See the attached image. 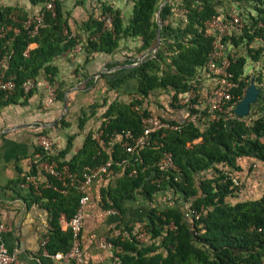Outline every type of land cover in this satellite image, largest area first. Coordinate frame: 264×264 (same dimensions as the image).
<instances>
[{"label":"trees","instance_id":"1","mask_svg":"<svg viewBox=\"0 0 264 264\" xmlns=\"http://www.w3.org/2000/svg\"><path fill=\"white\" fill-rule=\"evenodd\" d=\"M164 1L133 0L131 14L126 19L108 1H101L100 14L110 12L112 27L102 28L99 14L90 16L81 25L82 31L75 33L70 29L69 14L63 12L61 0H56L54 14L46 13L44 26L34 36L24 27L29 15L14 7H0V28L11 26L0 36V59L5 64H0V77L16 84L11 93L0 90L3 105L31 95L33 91L25 92L22 88L23 81L29 77L56 82L54 59L72 51L78 43L86 61L95 52L113 53L122 38L139 41L136 52L141 55L155 46L157 33L160 37L159 48L153 55L149 53L138 65L103 75L111 90L134 80L135 90L130 95L139 98L126 101L117 96L111 101L104 99L101 104L93 103L92 108L105 106L100 114L99 138L94 136V131L88 132L82 146L68 160L62 158L71 149L73 136L67 137L65 148L56 154H42L43 158L55 160L60 168L66 165L69 173L63 179L47 174L48 185L31 187L32 200L49 212L46 250L53 254L70 249L72 231L69 227L62 229L60 214L68 221L76 212L83 196L80 185L85 169L110 160L113 176L102 190L101 204L106 210L116 208L121 212V219H113L117 226L124 225L132 231L134 224L125 223L123 215L127 209L125 203L137 196L150 201L155 193L170 187L183 201V204L147 210L142 219L148 232L145 242H139L132 233L124 239H112L122 249L117 264H264V190L258 197L231 201L238 196V190L226 179L227 172L240 171L238 157L264 167V145L258 140L264 134V27L259 25L264 19V0H245L247 5L242 11L245 26L240 34L231 37L235 49L246 48L245 55L236 50L230 55L229 71L239 83L238 89L232 90L233 100L243 97L242 88H247L251 77L260 89L257 102L250 108V123L244 126L238 117H220L201 125L198 118L179 120L166 115L165 119L177 123L178 129L163 131V136L157 139L159 144L151 142L129 153L121 146V136L126 131L134 136L143 131L141 115L134 107L140 106L146 112L150 103H156L165 110V106L152 100L155 93H172L175 100L186 91L188 80L206 62L211 49L212 37L206 34L205 23L228 3L227 0H169L161 6L159 27L155 15ZM172 13L179 15L173 18ZM31 43L35 46L25 55ZM137 57L119 64L134 63ZM250 62L252 67L248 69ZM63 95L57 83V98L60 100ZM168 106L185 111V107L173 103ZM256 111L258 115L254 117ZM90 116L82 110L78 127L82 128ZM58 122L61 126L69 125L65 116ZM251 132L256 137H248ZM162 150L172 153L181 173L179 180L171 173L159 171L157 163ZM37 151L42 152L40 148ZM30 174H37L34 166ZM185 206L202 208V216L191 223L186 221Z\"/></svg>","mask_w":264,"mask_h":264},{"label":"crops","instance_id":"2","mask_svg":"<svg viewBox=\"0 0 264 264\" xmlns=\"http://www.w3.org/2000/svg\"><path fill=\"white\" fill-rule=\"evenodd\" d=\"M101 1L104 0H61L62 10L68 13V24L72 32L82 31L81 25L90 16L96 17L101 12ZM114 8L119 9L122 17L131 14L133 0H106ZM14 7L21 9L27 15L35 13L39 2L30 0H0V7ZM139 41L122 38L118 48L113 53L95 52L85 61L86 54L81 50L62 54L54 59L57 68L56 82L64 91L62 99L56 98L53 104H44V94L35 90L28 97H20L14 103L1 104L0 100V221L6 224L7 230L3 239L10 252L17 255L13 264H75L51 259L42 254L41 239L48 231L49 212L38 202L32 200L31 187L35 189L28 175L30 174L37 154V138L40 132L48 134L55 143V151L65 148L67 137L73 136L72 147L62 158L68 160L83 144L88 132L96 129L100 122V114L105 106L92 108L95 102L104 99L113 100L115 97L130 95L135 90V81L130 80L121 87L109 89L104 74L116 73L128 58H134V47ZM29 48L35 46L30 44ZM106 94L110 96L106 97ZM162 93H155L152 100L156 102ZM109 100V101H110ZM66 105L67 110L64 109ZM152 106L150 103L148 107ZM84 110L87 117L82 128L78 127V116ZM183 112L173 109L170 117L181 119ZM65 116L68 126H61L59 119ZM243 160V159H242ZM250 160H243L238 172L245 183V189L250 191L264 190V167L257 162V170L261 176H252ZM47 173L37 171L36 182L48 185ZM257 181L254 182V181ZM109 180L102 176L93 179L86 188L89 196L83 208V222L80 232V243L83 251L82 264H113L107 252L100 246V238L107 233L113 218L107 214L101 204V193ZM31 185V186H30ZM261 191V192H262ZM183 204L175 191L168 187L154 194L152 200L137 196L135 200L125 203L124 221L136 224L144 218L150 207L164 208ZM62 229L67 228L64 214H60Z\"/></svg>","mask_w":264,"mask_h":264},{"label":"built area","instance_id":"3","mask_svg":"<svg viewBox=\"0 0 264 264\" xmlns=\"http://www.w3.org/2000/svg\"><path fill=\"white\" fill-rule=\"evenodd\" d=\"M228 3H224L223 7L218 9V14L211 17L205 23L206 34L212 37L211 49L207 54L206 62L197 68L196 73L188 80L189 86L185 92L178 94L175 100L172 99V93H167V104L163 101L159 102L167 109L163 110L158 105L153 104L148 107L147 111L140 106L134 108L141 115V124L143 131L140 135L134 136L130 131H126L121 136V146L126 152L134 153L140 148L150 144H159L158 138L163 136V131L167 129H178L177 123H171L165 116H171L170 113L175 108H168L169 103H173L175 106L185 107L180 120H189L198 118L201 121V125H205L211 121L217 120L220 117H238L234 113V108L237 104V100H233L232 90L238 89L239 83L232 79L229 66L231 64L230 55L235 50L238 51L240 47L236 48L231 42L233 35H238L242 32L245 26V18L242 15V11H245L247 5L245 0H227ZM56 0H39V9L29 15L24 20V27L28 30L31 36L38 33L40 27L44 26V19L46 13L54 14ZM172 11H175L172 9ZM100 20H102V28L107 29L112 27V17L110 12L100 14ZM259 25L264 27V19L259 22ZM7 29H11L10 25L0 28V36H4ZM17 32V29H14ZM31 45L27 47L24 54ZM82 50L80 43L76 44L72 49V53H76ZM8 55L4 58L7 59ZM5 65L1 59L0 64ZM138 60L132 64L137 65ZM15 82L13 80H3L0 77V90L11 93L15 89ZM22 88L25 92L41 90L44 94V104L51 105L57 98V83L49 82L43 77L25 79L22 83ZM246 88H242V94L244 95ZM139 98V96H136ZM194 110L195 112H191ZM249 115V114H248ZM247 116L238 117L244 126L250 123V119ZM102 131L97 127L94 129V136L99 138ZM157 135L155 138L154 136ZM248 137H256L254 132L247 135ZM259 142L264 145V134L258 137ZM37 145L42 152H37L35 155V161L33 166L37 171H44L45 173L55 176L59 179H63L65 176H69L68 167L64 165L59 167L55 160L49 158H43L42 154L54 155L55 143L53 139L46 133L40 132L37 138ZM161 145V144H160ZM245 158L238 157L237 163H240ZM248 160V159H245ZM123 159L121 161L124 162ZM157 167L162 174L171 173L174 175L175 180L181 178L179 168L173 161V156L170 151L162 150V155L157 163ZM252 176L259 178V171L257 170L256 162L251 163ZM134 172V171H133ZM102 176L106 180H109L113 176V169L111 161L108 160L97 165L94 168H86L83 173V180L80 185V190L83 196L79 200V206L74 215L67 221V227L72 231V244L70 249L65 252H55L50 254L46 250V243L48 240V232H45L41 239L42 254L46 257L55 260H61L66 263H83V251L80 243V232L83 222V208L87 203L89 196L86 193V188L91 185L94 178ZM28 181L38 187L35 180L36 175L29 174ZM226 179L230 180L232 186L236 187L238 193L243 192L245 189V183L241 180L238 172H227ZM115 221L122 218L121 212L116 208H109L106 210ZM202 208L196 209L189 206L184 208V219L188 222H192L193 219H198L202 216ZM7 230L6 224L0 221V264H13L17 260V255L14 252H10L3 239V234ZM134 234L135 238L139 242H145L148 238V232L145 227V222L142 220L134 224L132 231H129L124 225H116L112 223L110 230L101 236L100 246L107 252L113 264H117L119 261L118 254L122 251L119 246H115L112 243V239L120 238L124 239Z\"/></svg>","mask_w":264,"mask_h":264},{"label":"water","instance_id":"4","mask_svg":"<svg viewBox=\"0 0 264 264\" xmlns=\"http://www.w3.org/2000/svg\"><path fill=\"white\" fill-rule=\"evenodd\" d=\"M167 1H169V0H165L158 7V9L156 11L155 16H156V20L158 21L159 27L161 26V22H160V18H159L160 9H161V6L164 3H166ZM159 45H160V37H159V33H157V42H156L155 46L148 49L143 54H141V56L138 59L137 65L140 63V61L144 60L145 57H147L149 55V53H151L153 55L157 51V49L159 48ZM134 65L135 64L131 63L128 65V67H132ZM259 93H260V89L256 86L255 81H254V77H251L243 97L237 102V104L234 108L235 115L238 117L247 116L250 112L251 105H254L257 102ZM64 109L67 110L66 105H64Z\"/></svg>","mask_w":264,"mask_h":264},{"label":"rangeland","instance_id":"5","mask_svg":"<svg viewBox=\"0 0 264 264\" xmlns=\"http://www.w3.org/2000/svg\"><path fill=\"white\" fill-rule=\"evenodd\" d=\"M172 15H173V18H176L177 17V15H179V13L178 14H174V13H172ZM125 19L127 18V14H125V17H124ZM254 45L255 46H257L258 45V42H255L254 43ZM136 47L137 46H135L134 47V56L136 55V56H138L137 57V60L139 59V57L141 56V55H138L137 54V52H136ZM136 53V54H135ZM144 53V52H143ZM142 53V54H143ZM237 53L238 54H246V48H244V47H240L239 48V50L237 51ZM146 58V57H145ZM133 59V58H132ZM134 59H136V58H134ZM252 67V63L250 62L249 63V67H248V69H250ZM167 93L168 92H166V91H164V92H162V96H161V98H159L160 100H158V101H163V103L165 102L166 104H167V99H166V97H167ZM106 97H109L110 98V96L109 95H107L106 94ZM120 99H122V100H126V101H128L129 99L131 100V99H134V98H136V96H134V95H125V96H121V97H119ZM110 99H108L107 101H109ZM111 101V100H110ZM95 103H97V104H101L102 102H95ZM256 115H258V113H257V111L256 112H254L253 113V116L255 117ZM78 120V119H77ZM94 131V130H93ZM260 180H261V176H260V178L258 179V183H260ZM254 182H256L257 183V181L255 180ZM259 188H257V190L255 189L254 191H250V193L248 192L249 191V189H247V190H243V192H240V193H238L237 195L238 196H236V197H234L233 199H230L231 201H239V200H244V199H247V198H255V197H258L260 194H261V191H262V189H261V191L260 190H258Z\"/></svg>","mask_w":264,"mask_h":264}]
</instances>
